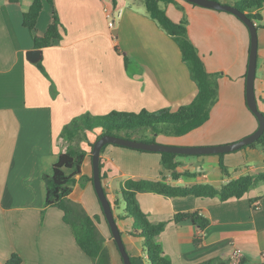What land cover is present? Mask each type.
I'll use <instances>...</instances> for the list:
<instances>
[{
	"label": "crops",
	"instance_id": "1",
	"mask_svg": "<svg viewBox=\"0 0 264 264\" xmlns=\"http://www.w3.org/2000/svg\"><path fill=\"white\" fill-rule=\"evenodd\" d=\"M115 1L113 7L111 0H53L60 39L40 50L45 77L26 59V53L35 50L29 31L22 26V13L30 1L0 0V264L12 254L20 257V264H93L76 244L61 211L44 204L42 177L51 174L58 155L67 149L60 138L66 124L84 114L175 112L191 104L197 95L179 48L148 16L142 0ZM45 4L37 19V36L44 33L53 12ZM160 5L172 22H185L188 38L206 72L218 74L217 101L207 123L212 119L220 123L211 135L202 134L210 127L206 123L185 136L158 144L223 146L253 134L258 124L245 105L250 48L247 28L232 14L183 0H165ZM105 8L114 16L120 13L113 29L108 28ZM262 15L264 19V9ZM254 93L257 108L264 113V28L257 29ZM147 132V139L154 138L153 143L161 136H153L149 130L122 135L141 142ZM99 134L100 130L87 132V142L80 148L88 154L89 144ZM173 162L174 170H164L159 154L114 145H108L100 155L102 187L134 264L148 262L141 239L128 233L132 221L116 219L123 215L118 192L126 181L220 188L239 177L262 173L264 151L261 147H243L222 156H182ZM220 163L227 169L225 174ZM89 175L86 164L82 175L75 177L76 186L80 184L83 190H75L71 199L77 197L96 221L109 248L111 264H123L93 186L86 183ZM136 200L150 222L166 223L158 241L171 264L229 261L235 249L242 252L240 264H264V182L255 184L240 199L226 202L217 197L170 198L149 192H138ZM189 212L208 220V226L201 231L190 222H170L174 214Z\"/></svg>",
	"mask_w": 264,
	"mask_h": 264
},
{
	"label": "trees",
	"instance_id": "2",
	"mask_svg": "<svg viewBox=\"0 0 264 264\" xmlns=\"http://www.w3.org/2000/svg\"><path fill=\"white\" fill-rule=\"evenodd\" d=\"M7 1L9 3H16L18 0ZM28 1H30V5L27 11L22 13V26L29 31L35 50L51 47L60 39V24L53 9V0ZM161 1L165 0H142L148 16L178 46L182 60L187 65L191 78L197 86V95L195 99L191 104L182 106L172 113L168 110H160L157 112L142 110L139 113L113 111L104 116L84 114L72 119L63 127L60 133V138L68 145L66 151L58 155L57 161L52 166L51 174L43 175L42 177L45 184V207H52L61 211L62 220L70 228L76 244L93 264H111V257L109 248L105 245V239L96 226V221L88 216L84 208L76 200L77 197L71 199L75 190L76 192L83 190V186L80 184L76 186L75 177L82 175V170L86 164L90 166V175L86 177V183L92 185L91 149L94 143L89 144L90 152L87 154L77 146L78 142H87V132H92L94 130H100V134L97 136L96 140L105 135L122 138V134L125 135L128 132H139L141 130H149L150 134L155 136L161 134L165 128H174L173 133L175 135H184L202 126L209 119V112L217 101V80L214 75L206 72L201 58L198 56L195 47L188 38L185 22H172L168 18L165 10L160 7ZM44 3H47L53 12L44 33L37 36L35 27ZM111 3L113 7L116 6L115 0H111ZM190 5L196 6L194 4ZM231 6L245 14L253 23H257V29L264 28V19L262 15L264 0H235L234 4ZM125 62L128 63L127 58H125ZM35 66L47 77L41 65V60H39ZM51 92L54 95L55 90L53 86H51ZM246 108L248 109L247 105ZM262 115L264 117V113H262ZM253 117L256 119L254 115ZM129 137L130 136L127 135L123 138L130 139ZM153 139L154 138L149 140L140 139V141L153 143ZM107 146L108 145L102 148L101 153ZM246 147H261L264 151V132L257 141ZM136 151L144 152L139 150ZM156 154L161 156L162 167L164 170L168 171H172L176 167L173 160L176 157H182L169 153ZM218 155L222 156L223 154ZM220 169L224 174L227 172L226 167H224L222 163H220ZM68 171L70 172L69 174H67ZM100 179L102 181L101 177ZM80 180L83 181L82 178H80ZM259 182H264V171L253 176H242L235 180H231L220 188H215L207 184H198L189 187H173L167 185L163 181L129 180L119 189L118 194L123 204V215L117 216L116 219L122 220L129 218L132 221L128 233L131 237L141 239L148 264H171L158 241V237L163 232L166 223H152L149 221L147 215L140 209L136 200V194L138 192H149L170 198L217 197L221 202H226L231 199H240L251 187ZM170 222L175 225L190 222L201 231H203L209 223L208 220L202 218L197 212L174 214ZM107 229L109 231L108 225ZM109 235L111 241H113L110 231ZM194 244H198L197 239L194 240ZM129 260L131 264H134V260L130 256ZM20 263L21 259L16 254H12L5 262V264ZM200 264H230V262L211 260Z\"/></svg>",
	"mask_w": 264,
	"mask_h": 264
},
{
	"label": "water",
	"instance_id": "3",
	"mask_svg": "<svg viewBox=\"0 0 264 264\" xmlns=\"http://www.w3.org/2000/svg\"><path fill=\"white\" fill-rule=\"evenodd\" d=\"M187 3L194 4L198 7L211 9L215 11L227 12L238 18L247 28L250 37V48L245 78V101L249 111L256 117L258 122L257 130L246 138L229 145L213 147H171L159 145L156 143L138 142L129 139H123L115 136L105 135L96 140L91 149L92 164V185L99 201L104 219L109 227L112 240L122 259L123 264H131L129 256L125 251L121 240L119 228L115 222L111 205L104 193L100 179V155L101 150L106 145H114L127 149L139 150L149 153H169L180 156H201V155H218L237 151L243 147L253 144L264 132V117L257 108V102L254 93V79L256 72L257 59V29L255 23L250 21L245 14L239 12L233 6L221 5L213 0H184ZM41 58L40 50H31L26 53L28 62L36 64Z\"/></svg>",
	"mask_w": 264,
	"mask_h": 264
},
{
	"label": "rangeland",
	"instance_id": "4",
	"mask_svg": "<svg viewBox=\"0 0 264 264\" xmlns=\"http://www.w3.org/2000/svg\"><path fill=\"white\" fill-rule=\"evenodd\" d=\"M213 1H215V2H218L219 4H221V5H227V6H231L232 4H234V2H235V0H213ZM45 4V3H44ZM43 4V5H44ZM46 5V4H45ZM161 5H163V4H161ZM160 5V6H161ZM235 17V16H234ZM176 44V43H175ZM178 47V46H177ZM186 67H187V65H186ZM188 68V67H187ZM189 70V69H188ZM212 75H214L215 76V78H216V80H218V74H212ZM169 112H174V111H169ZM208 121H206L202 126H204L206 123H207ZM213 119L212 120H210L209 121V123H207V126L210 124V127H209V129L207 130V131H202V134L204 133V132H206V133H208V134H212L213 132H215L216 131V129H218L219 128V126H216V125H218L219 123H220V121H217V122H213ZM201 127V126H200ZM200 127H198V128H196V129H194V130H192V131H189V132H187V133H185L183 136H185V135H187V134H189V133H191V132H193V131H195V130H197V129H199ZM180 128H182V127H180ZM204 128V127H203ZM174 128H165V129H163V132L160 134L161 136L159 137V139L158 140H155L156 142V144H158V143H160V142H162V141H164V140H167V139H169V138H176V137H178L179 135H175L174 133ZM145 135L143 136L142 135V139H146V140H149V139H147V138H149V134H148V132L147 133H144ZM180 136H182V135H180ZM139 137H141V134H140V136ZM159 141V142H158ZM82 143V142H81ZM81 143H79L78 142V144H77V146H79L80 147V144ZM233 144V143H232ZM160 145V144H159ZM161 145H163V144H161ZM226 145H229V144H226ZM171 147H180V146H171Z\"/></svg>",
	"mask_w": 264,
	"mask_h": 264
},
{
	"label": "built area",
	"instance_id": "5",
	"mask_svg": "<svg viewBox=\"0 0 264 264\" xmlns=\"http://www.w3.org/2000/svg\"><path fill=\"white\" fill-rule=\"evenodd\" d=\"M106 19H107V25L109 29H113L114 27V22H115V17L118 18L120 16V13L118 12L116 16L112 15L111 11L107 10L106 8L104 9ZM242 259V252L239 249L233 250L231 257H230V264H240Z\"/></svg>",
	"mask_w": 264,
	"mask_h": 264
}]
</instances>
